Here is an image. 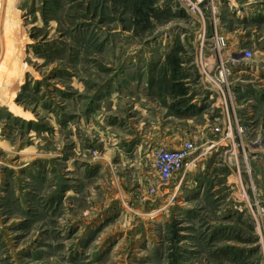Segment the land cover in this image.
Masks as SVG:
<instances>
[{"label": "rangeland", "instance_id": "1", "mask_svg": "<svg viewBox=\"0 0 264 264\" xmlns=\"http://www.w3.org/2000/svg\"><path fill=\"white\" fill-rule=\"evenodd\" d=\"M217 1L0 0V264H264V16L226 11L220 35ZM180 92L184 111L163 98ZM205 124L225 141H191L169 185L152 168L162 147L118 161L127 135L186 140Z\"/></svg>", "mask_w": 264, "mask_h": 264}, {"label": "crops", "instance_id": "2", "mask_svg": "<svg viewBox=\"0 0 264 264\" xmlns=\"http://www.w3.org/2000/svg\"><path fill=\"white\" fill-rule=\"evenodd\" d=\"M217 2H218V10H219V17L217 20H219L220 24H221V28L219 27L220 35H223V31H224L223 26L225 25V22H226V16H225L226 11L230 12V14L232 16V20H234L236 25H237L238 21L241 22L243 20L245 21L246 24L249 23L250 25H252V23L256 22L258 19H260L264 16V0H218ZM233 32H234V29H233V31L231 30V33H233ZM211 33H212V30L210 29L207 31L206 34L208 35V37H210ZM203 34L205 35L204 29H203ZM222 62H224V61H222ZM150 64L153 65V67L155 66L154 61L150 60ZM155 69L156 68H154V70ZM179 82L181 84L182 83L185 84V79L184 80L180 79ZM154 85H155V83H154ZM152 87H153L152 84L148 83V90H149L148 91V97H149V99L154 100L155 95L153 93H155V92H150ZM163 96H164L163 98H165V100H167V101L169 100L167 102V104L169 106H171V107L173 106L174 109L179 108V110H181V111L185 110V92L184 93H181V92L177 93L172 98L167 97L166 95H163ZM202 97L204 98V95ZM138 98L142 99L143 97L139 95ZM188 98L189 97L186 96V99H188ZM209 98H212V94H209ZM198 99H199V96H194L190 102L191 103L190 105L196 104V108H197L196 112L200 113L199 112L200 111L199 106H201V105L197 102ZM260 100L263 101L264 98H262ZM217 106H219V105H217ZM191 108L195 110V107L194 108L191 107ZM141 110H143V109H141ZM139 111H140V109H139ZM181 114H182V112H181ZM173 115L170 114L169 117H173ZM174 116H176V115H174ZM195 116H197V114H194L193 117H195ZM203 117H205V115H203ZM234 118H235V116L233 117V120H234ZM108 121L109 122L107 123L106 126H111L113 128L116 127L115 129H122V128L125 129V126H124L125 123L123 122L121 124V120L116 116L109 117ZM207 122H208V120L205 123H207ZM223 124H224V121H223ZM121 126H122V128H121ZM192 128L198 132L201 131L203 134H201L200 137H196V138L190 137V139H186V140H185V138L183 140L178 139V137H176L177 139L172 140L171 136L169 134H166V132H169L167 129L164 131L165 134L159 135L158 138L155 137V135L151 136V137L150 136H147V137L146 136L131 137V135H127L125 140H123V139L120 140L122 142V144L117 145L116 150H117V155H118V161L120 163H122L123 165H125L128 163V161H129L128 156L130 154H132V152H135V154L140 156L141 153L142 154L148 153L147 150L151 147L155 148L157 146V147L168 148V149H177L181 146L182 141H185V142L186 141H190V142L192 141L195 144V140H198L202 144L201 147L210 146V145H214L215 147H217V146H220V144L223 143V141H225V140H220V138H218L216 135H214L213 131L209 135L205 134L206 129L209 128L208 124L207 125L205 124L202 127H199L197 125H192L190 127V129H192ZM116 142L119 143V141H116ZM252 147H255V146H252ZM253 153L257 154L260 152H259V150H253ZM255 158H257V156L252 157V159H255ZM107 164L108 163L105 160L99 159L98 161H96L94 163V165H90V166L91 167L93 166L94 168L104 167L107 169V172H109L110 170H108L109 167L107 166ZM192 164H195V162H193ZM136 165L138 168H140L141 163L139 162ZM90 166H89V169L91 168ZM188 166H189V164H188ZM92 173H94V172H92ZM110 173L112 176L110 178V186H111V188H115V190L117 191L121 201H124L125 199H127L129 194H127V192H125L122 185H121L122 186V188H121L119 186V184H117V182L114 180V179H117L116 177H114L115 175H112L111 171H110ZM134 174L138 180L144 178L143 172L140 169H139V171H136ZM89 175H90V173H89ZM188 176H190V175L187 174L186 179L188 178ZM121 177H122V175H121ZM231 179H233L236 182V181H238L239 178H238L237 174H235L233 172V174H230L227 177L228 183L230 182ZM174 180H176V177L174 178ZM231 184H234V182ZM172 185L174 186L175 183H173ZM147 207H152V206L148 205Z\"/></svg>", "mask_w": 264, "mask_h": 264}, {"label": "built area", "instance_id": "3", "mask_svg": "<svg viewBox=\"0 0 264 264\" xmlns=\"http://www.w3.org/2000/svg\"><path fill=\"white\" fill-rule=\"evenodd\" d=\"M204 0H199V4H201ZM211 2H216V0H210ZM185 3V2H184ZM195 11V9L186 5V11ZM185 10V9H184ZM213 35L212 40L214 42L215 51H221L224 46V40L219 36V33L216 31L215 26L213 27ZM238 57V56H237ZM237 57H232L226 62H219L217 65L216 71L219 77H222L227 71L226 66L234 67L238 64H244L247 66L248 62L252 61L251 53H244L241 55V59H237ZM230 129V126L227 130ZM216 134L220 131L218 129L215 130ZM227 137V135H226ZM224 137V139L226 138ZM214 145H210L204 151L208 152L210 148ZM197 151L195 145L192 142H185L179 149L171 150L167 148L155 149L152 155V168L155 172L157 179L163 185H169L174 178L180 173L186 170L189 160H191L194 153Z\"/></svg>", "mask_w": 264, "mask_h": 264}, {"label": "bare ground", "instance_id": "4", "mask_svg": "<svg viewBox=\"0 0 264 264\" xmlns=\"http://www.w3.org/2000/svg\"><path fill=\"white\" fill-rule=\"evenodd\" d=\"M1 3V2H0ZM1 5V4H0ZM6 21V20H5ZM5 103L7 104V105H9L10 104V101L9 100H7V99H5ZM2 139V138H1Z\"/></svg>", "mask_w": 264, "mask_h": 264}]
</instances>
